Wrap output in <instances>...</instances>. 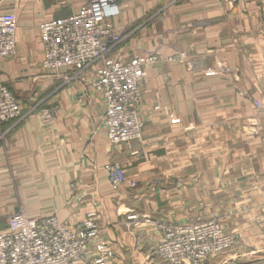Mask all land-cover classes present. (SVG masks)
Wrapping results in <instances>:
<instances>
[{"label": "crops", "instance_id": "1", "mask_svg": "<svg viewBox=\"0 0 264 264\" xmlns=\"http://www.w3.org/2000/svg\"><path fill=\"white\" fill-rule=\"evenodd\" d=\"M86 1L0 0L17 17L16 53L0 61V83L22 111L0 125V227L20 210L71 228L92 214L89 258L104 241L113 251L106 264H168L155 253L166 225L218 217L236 252L205 262H263L250 254L264 248V2L119 0L112 22L123 41L111 56L156 62L143 73L140 138L111 147L91 84L96 66L66 81L41 65L38 24ZM110 165L125 174L117 188Z\"/></svg>", "mask_w": 264, "mask_h": 264}, {"label": "built area", "instance_id": "2", "mask_svg": "<svg viewBox=\"0 0 264 264\" xmlns=\"http://www.w3.org/2000/svg\"><path fill=\"white\" fill-rule=\"evenodd\" d=\"M120 11L119 0H87L70 15L43 19L37 26L43 47L41 65L51 77L83 79L96 66L91 84L104 101L102 122L111 147L140 138L143 73L156 62L154 55H136L128 61L111 56L123 40L112 22ZM16 28L15 13L0 11V61L16 52ZM255 105L261 107L258 102ZM41 113L49 121L54 108L42 109ZM21 116L16 97L0 83V125ZM106 169L113 188L126 181L118 165ZM6 223L0 227V264H106L113 257L106 243L98 241L89 258L90 243L98 236L92 214L73 228L54 215L39 218L22 210L8 216ZM231 243L215 221H189L167 225L155 253L168 264H201L219 256Z\"/></svg>", "mask_w": 264, "mask_h": 264}, {"label": "rangeland", "instance_id": "3", "mask_svg": "<svg viewBox=\"0 0 264 264\" xmlns=\"http://www.w3.org/2000/svg\"><path fill=\"white\" fill-rule=\"evenodd\" d=\"M260 1H262V2H264V0H260ZM122 37V39H123V36H121ZM123 41V40H122ZM16 53V52H15ZM15 55V54H14ZM17 99V98H16ZM20 105V104H19ZM42 109H45V108H42ZM3 124V123H2ZM1 124V125H2ZM7 216H6V220H7ZM198 220H192V222H197ZM201 221H215L218 225H219V227H220V229H221V232L224 234V235H226V236H228L230 239H231V241H232V243H231V245H230V247L229 248H227L223 253H221L217 258H220V257H223L224 256V258H225V255L228 253V254H231V253H235L236 252V248H235V243H236V239H235V237L234 236H232V235H230V234H228L226 231H225V228H224V225L221 223V220L218 218V217H212V218H209V219H206V220H201ZM177 223H174V224H171V225H176ZM167 226V225H166ZM165 226V227H166ZM164 227V228H165ZM164 228H163V230H164ZM159 243V242H158ZM157 243V244H158ZM157 244H156V246H157ZM156 248V247H155ZM250 252V250L248 251V252H244V253H242L241 255H243V257H242V259H244V260H246V256L245 255H247V254H250L249 253ZM259 255H264V248H259V249H257V252L255 251V253H252V254H250V257L251 256H256L255 257V260L256 259H259ZM210 259V258H209ZM221 259H223V258H221ZM254 259V258H253ZM262 259V258H261ZM208 259H206L205 261H207ZM205 261H203L201 264H207V263H209V262H205ZM264 263V259H263V262H261L260 264H263Z\"/></svg>", "mask_w": 264, "mask_h": 264}]
</instances>
